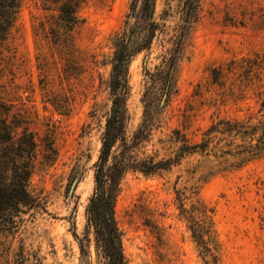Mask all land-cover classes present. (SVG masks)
Here are the masks:
<instances>
[{
    "label": "rangeland",
    "instance_id": "374dc122",
    "mask_svg": "<svg viewBox=\"0 0 264 264\" xmlns=\"http://www.w3.org/2000/svg\"><path fill=\"white\" fill-rule=\"evenodd\" d=\"M131 1L88 0L69 28L52 0H21L0 47V143L9 138L4 122L14 139L34 134L28 190L37 203L0 223V264L21 251L32 264H98L86 207L113 104L115 40ZM183 5L156 1L152 44L127 67L126 137L137 142L139 161H175L219 119L262 114L264 0H201L165 87ZM215 69L225 72L218 82ZM147 122L151 129L135 140ZM215 149L124 175L115 213L129 264H205L183 211L198 202L211 210L219 264H264V153L238 165Z\"/></svg>",
    "mask_w": 264,
    "mask_h": 264
},
{
    "label": "trees",
    "instance_id": "16d2710c",
    "mask_svg": "<svg viewBox=\"0 0 264 264\" xmlns=\"http://www.w3.org/2000/svg\"><path fill=\"white\" fill-rule=\"evenodd\" d=\"M60 18L69 28L76 26L79 11L88 0H52ZM157 0H132L130 11L126 15L123 32L115 40V52L112 59L111 86L113 104L107 118L102 137V147L95 165V188L86 207V234L93 236L95 255L98 264H129L123 248L122 234L116 220L115 206L120 183L129 170L154 173L168 168L179 160L185 152H207L214 144L215 153L231 154L241 164L253 160L264 153V99L262 114L248 120L219 119L207 130L205 139L199 144H184L182 153L174 160L155 161L154 158L139 161L132 148L137 142L129 143L126 137V72L131 58L148 49L155 37L157 24L153 21ZM201 0H184L180 34L176 40L172 57L166 63L165 87L171 84V75L181 52L183 42L194 22ZM21 0H0V47L9 29L16 20ZM214 80L219 81L225 74L223 69L213 70ZM264 91V90H261ZM262 96L263 92L258 93ZM9 138L7 144L0 143V223L9 219L22 206L32 207L37 199L28 190L34 161L38 155V143L32 132L25 131L17 139L13 138L14 128L4 122ZM147 122L135 135L141 140L150 130ZM240 139L241 142H237ZM218 143V144H216ZM223 144V145H222ZM5 145V147L3 146ZM53 146L51 150L53 151ZM186 149V150H185ZM226 149V150H225ZM217 150V151H216ZM55 151V149H54ZM190 229L194 241L199 247L205 264H219V243L213 230L211 210L198 202L188 212ZM79 240L81 253L85 254L84 243ZM30 258L21 251L17 256L3 264H32Z\"/></svg>",
    "mask_w": 264,
    "mask_h": 264
},
{
    "label": "water",
    "instance_id": "95a60500",
    "mask_svg": "<svg viewBox=\"0 0 264 264\" xmlns=\"http://www.w3.org/2000/svg\"><path fill=\"white\" fill-rule=\"evenodd\" d=\"M77 183H78V180H75V181L73 182V185H72V189H71V191L74 190V188H75V186L77 185Z\"/></svg>",
    "mask_w": 264,
    "mask_h": 264
}]
</instances>
